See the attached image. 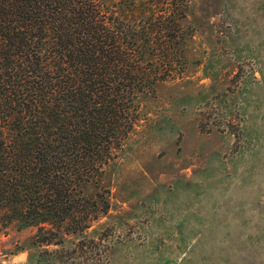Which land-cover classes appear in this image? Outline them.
I'll use <instances>...</instances> for the list:
<instances>
[{
  "label": "rangeland",
  "instance_id": "obj_1",
  "mask_svg": "<svg viewBox=\"0 0 264 264\" xmlns=\"http://www.w3.org/2000/svg\"><path fill=\"white\" fill-rule=\"evenodd\" d=\"M187 1L188 65L147 98L90 227L38 247L0 208V264H264V0Z\"/></svg>",
  "mask_w": 264,
  "mask_h": 264
},
{
  "label": "trees",
  "instance_id": "obj_2",
  "mask_svg": "<svg viewBox=\"0 0 264 264\" xmlns=\"http://www.w3.org/2000/svg\"><path fill=\"white\" fill-rule=\"evenodd\" d=\"M190 4L0 0V208L38 228V247L97 217L114 153L151 93L188 65Z\"/></svg>",
  "mask_w": 264,
  "mask_h": 264
}]
</instances>
